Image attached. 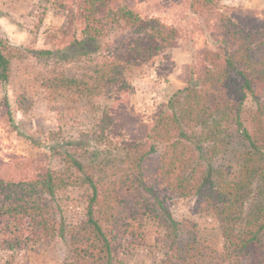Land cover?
I'll list each match as a JSON object with an SVG mask.
<instances>
[{
    "label": "trees",
    "instance_id": "obj_1",
    "mask_svg": "<svg viewBox=\"0 0 264 264\" xmlns=\"http://www.w3.org/2000/svg\"><path fill=\"white\" fill-rule=\"evenodd\" d=\"M140 1L59 3L67 18L55 30L57 45L84 54L105 46L108 55L86 77L62 74L48 87L105 103L90 129L78 139L62 138L50 154L0 157V249L26 250L62 238L67 264H122L145 242L151 218L161 231L156 264H264V8L181 0L212 45L195 51L178 75L183 86L144 121L129 104L127 72L175 47L180 32L142 14ZM116 28L127 33L105 41ZM15 55L0 34L1 83L10 80ZM5 110L11 122L7 103ZM229 154L232 164L223 161ZM69 186L86 191L75 220L51 199ZM187 197H194V211L216 215L222 248L201 242L194 221L173 217L172 201ZM0 264L19 263L8 258Z\"/></svg>",
    "mask_w": 264,
    "mask_h": 264
},
{
    "label": "rangeland",
    "instance_id": "obj_2",
    "mask_svg": "<svg viewBox=\"0 0 264 264\" xmlns=\"http://www.w3.org/2000/svg\"><path fill=\"white\" fill-rule=\"evenodd\" d=\"M59 3L61 0H0V34L16 53L10 80L0 82V157L5 160L9 154L48 155L50 146L62 138L78 139L81 132L94 125L105 103L103 97L74 90L52 91L48 87L51 78L62 74L86 77L108 55L105 46L98 52L84 54L77 46L57 45L55 30L65 24L67 18V11ZM221 4L264 8V0H221ZM137 7L142 14L159 16L180 32L175 47L161 51L127 72L132 85L129 104L142 120L149 121L169 96L183 86L178 78L182 66L193 60L197 49L212 44L200 19L181 0H143ZM126 33L116 28L105 41ZM40 49H52L55 53L41 55ZM90 50L88 46L86 51ZM21 97L22 110L18 108ZM5 103L13 118L11 122L5 118ZM246 104L251 108L256 106L252 99H247ZM223 161L232 164L234 158L229 154ZM51 165L57 168L59 164L52 158ZM85 193L84 188L69 186L51 199L61 215L75 220L82 214ZM194 206V197L177 198L171 203V213L175 219L194 221L201 242L222 248L216 215L210 211L196 212ZM160 233L155 221L147 218L145 242L125 257L122 264H156L162 257ZM8 258L19 264H67V242L59 238L50 245L38 243L26 250L0 249V261Z\"/></svg>",
    "mask_w": 264,
    "mask_h": 264
}]
</instances>
